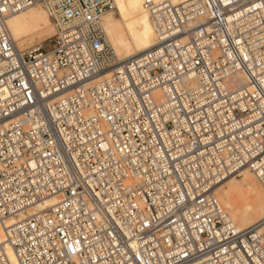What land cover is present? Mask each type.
Wrapping results in <instances>:
<instances>
[{
	"label": "built area",
	"instance_id": "built-area-1",
	"mask_svg": "<svg viewBox=\"0 0 264 264\" xmlns=\"http://www.w3.org/2000/svg\"><path fill=\"white\" fill-rule=\"evenodd\" d=\"M32 6L48 50L9 28ZM145 7L165 39L117 62L115 0H0V264H264L216 196L245 170L264 187V0Z\"/></svg>",
	"mask_w": 264,
	"mask_h": 264
},
{
	"label": "bare ground",
	"instance_id": "bare-ground-1",
	"mask_svg": "<svg viewBox=\"0 0 264 264\" xmlns=\"http://www.w3.org/2000/svg\"><path fill=\"white\" fill-rule=\"evenodd\" d=\"M115 2L116 12L105 15L101 20V26L105 30L108 43L115 50L117 62L146 53L165 39L158 34L156 18L154 20L146 9L145 0H115ZM191 2L192 0H153L154 7L160 9L182 5L189 7ZM8 24L19 49L25 44H32L45 34L53 33L54 29L51 18L41 6H32L10 16ZM241 79L245 80L243 77ZM253 176L248 170L230 176L224 180V183L222 181L219 183L221 185L218 184L216 194L238 229L247 230L256 227L262 233L264 232V187ZM58 202V197L49 198L9 222L14 224L16 220H24L26 216L37 215ZM2 240L0 238L1 243ZM9 254L14 261L11 251Z\"/></svg>",
	"mask_w": 264,
	"mask_h": 264
},
{
	"label": "rangeland",
	"instance_id": "rangeland-1",
	"mask_svg": "<svg viewBox=\"0 0 264 264\" xmlns=\"http://www.w3.org/2000/svg\"><path fill=\"white\" fill-rule=\"evenodd\" d=\"M114 12H116V10ZM116 17L118 18V16H116ZM54 30H55V28L53 29V33H49L47 35L45 34V35L37 38V40H35L32 44H25V45H23V47H20L21 51H29V50H34V49H38V48H41V50H48L50 48V44H51L52 38H53V36L55 34V31ZM106 42L113 49V47L111 46V44L108 43L107 39H106ZM114 52H115V50H114ZM116 60H117V58H116ZM224 182L225 181H223L222 183H224ZM258 183L260 184V182H258ZM219 185H221V184H219ZM219 185L217 186V188L219 187ZM216 196L218 197V194H216ZM220 202H221V200H220ZM222 205H223V203H222ZM223 206H225V205H223ZM224 209L226 210L225 207H224Z\"/></svg>",
	"mask_w": 264,
	"mask_h": 264
}]
</instances>
